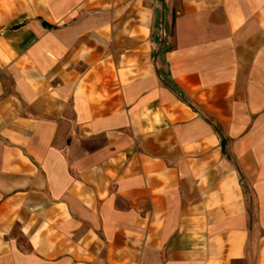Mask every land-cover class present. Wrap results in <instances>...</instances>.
Here are the masks:
<instances>
[{
  "label": "crops",
  "instance_id": "1",
  "mask_svg": "<svg viewBox=\"0 0 264 264\" xmlns=\"http://www.w3.org/2000/svg\"><path fill=\"white\" fill-rule=\"evenodd\" d=\"M0 264H264V0H0Z\"/></svg>",
  "mask_w": 264,
  "mask_h": 264
},
{
  "label": "trees",
  "instance_id": "2",
  "mask_svg": "<svg viewBox=\"0 0 264 264\" xmlns=\"http://www.w3.org/2000/svg\"><path fill=\"white\" fill-rule=\"evenodd\" d=\"M205 117H206V119L211 123V125L213 126V128H214L216 131H218V133L221 134V130L218 128V125H216V124L214 123L213 119L210 118V117H208V116H206V115H205Z\"/></svg>",
  "mask_w": 264,
  "mask_h": 264
},
{
  "label": "rangeland",
  "instance_id": "3",
  "mask_svg": "<svg viewBox=\"0 0 264 264\" xmlns=\"http://www.w3.org/2000/svg\"><path fill=\"white\" fill-rule=\"evenodd\" d=\"M249 197H250V194L248 193V199H249ZM249 202H250L249 205H251V207H252L251 201H249Z\"/></svg>",
  "mask_w": 264,
  "mask_h": 264
}]
</instances>
